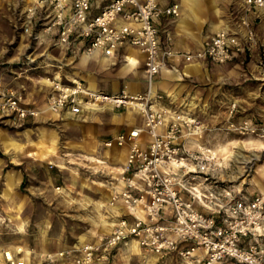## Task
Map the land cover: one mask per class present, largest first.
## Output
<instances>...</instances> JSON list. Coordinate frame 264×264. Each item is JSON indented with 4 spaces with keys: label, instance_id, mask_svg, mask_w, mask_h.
<instances>
[{
    "label": "built area",
    "instance_id": "obj_1",
    "mask_svg": "<svg viewBox=\"0 0 264 264\" xmlns=\"http://www.w3.org/2000/svg\"><path fill=\"white\" fill-rule=\"evenodd\" d=\"M92 0H34L24 20V30L33 32L36 15H43V31L58 28V42L71 49L74 38L85 41L83 52L101 51L110 56L123 44L138 47L146 55L147 89L132 94L126 89L107 93L88 88L73 78L64 82L47 77L52 90L46 110L78 116L99 107L131 106L138 109L144 126L109 139L105 145L130 144L119 177L113 185L110 204L121 202L133 219L122 217L113 231L99 243H83L58 253L72 256L75 264H91L109 258L114 248L136 240L146 253L175 252L187 264H264V192L237 195L221 184L222 163L217 152L205 146L195 148L187 140L200 136L205 124L188 113L161 104L162 94L154 91L160 70L175 56L187 61L210 59L216 63L233 60L246 46L257 43L255 30L246 14L239 17L244 37L224 27L209 35L201 49L182 52L163 48L155 21L166 11L178 15L176 4L163 10L159 0H108L99 13H90ZM243 12L263 10L264 0H243ZM264 67V58L261 61ZM264 80V73L259 77ZM160 104V105H159ZM0 112L18 119L38 116L41 111L24 104L13 91H0ZM243 134L264 138V122L244 121L236 126ZM147 134L146 146L140 136ZM197 205L208 209L200 210ZM169 209L173 219L163 223ZM252 239L243 245V239ZM198 250L203 255L196 254Z\"/></svg>",
    "mask_w": 264,
    "mask_h": 264
},
{
    "label": "rangeland",
    "instance_id": "obj_2",
    "mask_svg": "<svg viewBox=\"0 0 264 264\" xmlns=\"http://www.w3.org/2000/svg\"><path fill=\"white\" fill-rule=\"evenodd\" d=\"M224 2L232 7L241 4L239 0ZM33 3L34 0H0V91H7V83L14 77L26 92L25 83H30L31 78L51 75L43 69L53 63L48 55L51 42L43 31L44 14L36 15L39 19L32 34L24 30V20ZM243 65L246 69V63ZM251 76L249 73V78L238 84L225 82L221 88L212 87L214 101L221 92L239 101L230 119L217 120L205 128L202 138L222 163V186L246 196L264 189V138L236 130L246 120L264 122V85L260 84L262 79ZM226 100L224 109L228 111L227 106L233 102ZM22 102L26 104L23 98ZM8 116L0 112V264H75L72 256L60 257L58 253L80 245V241L106 238L118 222L110 232L104 184L112 175L111 168L90 159L87 152L75 151L72 137L60 130L59 120L43 119L40 114L25 119ZM25 127H31L34 138L40 129L59 128L57 160L29 161L22 151L15 157L8 153L6 135L21 140ZM221 146L227 148L222 150ZM9 173L18 182H12ZM131 241L114 248L108 259L91 264H147L149 254L141 250L139 261V253L130 248Z\"/></svg>",
    "mask_w": 264,
    "mask_h": 264
},
{
    "label": "crops",
    "instance_id": "obj_3",
    "mask_svg": "<svg viewBox=\"0 0 264 264\" xmlns=\"http://www.w3.org/2000/svg\"><path fill=\"white\" fill-rule=\"evenodd\" d=\"M107 1L92 0L90 13L92 15L99 13ZM239 1L240 6L234 5L232 7L225 4L224 0H159V5L163 10L173 4L178 7L177 16L164 11L155 21L159 41L163 48H172L182 52H195L202 48L204 40L209 35L224 27L233 32H238L240 37H244L245 28L238 23L239 17L243 13L251 21L255 30L257 43L246 46L243 50L237 52L233 60L216 63L210 59L187 61L182 56H175L168 61V65L162 68L155 78L154 91L164 96L161 100L162 105L169 109L196 116L205 124L207 129L218 123L217 120L230 119L236 109V102L239 101L236 98L231 99L227 95L223 96V92L220 93V97H215L214 101L212 87L221 88L225 82L238 84L243 79L249 78V73L253 75L251 77L255 78H259L264 73V67H261L260 64L264 58L263 10L245 13L242 9L243 0ZM231 8L233 11H231ZM37 18L34 22L37 21ZM44 36L51 42L48 55L49 60L53 63L50 67L43 66V69L52 76L44 74L43 77L40 75L31 78L30 83H25L26 92L22 90L21 81L14 77L7 83V89L20 95L27 105L41 111L40 115L43 119L59 120L60 130H64L67 135L72 137L70 142L75 151L87 152L90 159L95 160L101 166L111 168L112 175L108 182L104 184L107 190L105 205L109 217H111V228L108 229L111 232L114 224L121 217H127L129 220L133 219L121 202L114 205L110 204L113 185L122 186V183L117 182L115 179L119 177L126 162L130 144L107 146L105 142L115 138L122 132H129L135 127H143L144 118L138 109L131 106L119 108L113 106L99 107L78 116L67 112L52 113L46 110L47 97L52 87L45 79L56 77L64 82H69L73 78H77L92 90L117 93L122 89H126L132 94H140L147 89L145 76L146 55L138 47L130 44L120 45L110 56L104 55L101 51L88 55L82 51L85 41L78 37L74 38L72 48L68 49L58 42V28L56 27L51 32L45 33ZM244 63L247 65L246 69ZM260 84L264 85L263 79ZM226 98L228 102H233L231 107L227 106L229 107L228 111L224 109V103L227 102ZM58 130L59 128L52 127L46 131L40 129L38 137L34 138L32 137L33 130L31 127H25L23 139L21 140L18 137L6 135L5 149L12 157L19 155L22 151L29 161H32L33 158L35 160L46 158L57 160ZM202 138L203 133L200 136L189 138L187 142L195 148L199 146L208 147ZM140 139L141 145L146 146L147 134L143 132ZM11 141L20 143L22 148L7 147V142ZM114 151H117L116 155H118L116 160L110 156L115 153ZM98 159L103 162H98ZM11 177L15 179V183L18 182L13 173H9L8 178ZM262 192H264V189L255 194ZM197 207L203 212H209L203 206L197 205ZM172 219V214L166 208L161 222L168 223ZM103 238H96L97 240L94 241H80L79 243H96ZM252 241V239L246 238L243 239L242 243L248 245ZM130 248L139 253V261H141L140 253L143 249L136 240L131 241ZM148 254L147 264H187L175 252H153ZM196 254L201 256L203 251L198 250ZM143 263L141 261V264ZM215 264H231V261L224 260Z\"/></svg>",
    "mask_w": 264,
    "mask_h": 264
},
{
    "label": "bare ground",
    "instance_id": "obj_4",
    "mask_svg": "<svg viewBox=\"0 0 264 264\" xmlns=\"http://www.w3.org/2000/svg\"><path fill=\"white\" fill-rule=\"evenodd\" d=\"M213 1V0H212ZM194 7V6H193ZM195 7H196V4H195ZM201 8V7H200ZM198 14V13H197ZM45 81L46 82H48V80L47 79H45ZM26 132V131H25ZM228 145V144H227ZM8 146H10V147H12V148H14V149H20L21 148V144L20 143H18V142H16V141H11V142H7V147ZM227 147H225V146H221L220 147V149H222V150H225ZM115 153L114 154H112V155H110L111 156V158L112 159H114V160H116L117 158H118V155H116V152L117 151H114ZM234 154V153H233ZM257 156V155H256ZM98 162H103L102 160H100V159H98ZM245 162H247V160H245ZM261 171H262V174H264V167H262L261 168ZM11 181L12 182H14L15 181V179H13L12 177H11ZM19 221V220H18ZM20 222V221H19ZM24 230V229H23ZM8 255H10V254H8Z\"/></svg>",
    "mask_w": 264,
    "mask_h": 264
}]
</instances>
